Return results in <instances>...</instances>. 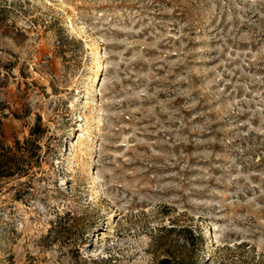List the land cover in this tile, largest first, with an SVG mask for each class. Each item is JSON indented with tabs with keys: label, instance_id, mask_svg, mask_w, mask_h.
<instances>
[{
	"label": "rangeland",
	"instance_id": "obj_1",
	"mask_svg": "<svg viewBox=\"0 0 264 264\" xmlns=\"http://www.w3.org/2000/svg\"><path fill=\"white\" fill-rule=\"evenodd\" d=\"M0 100V264H264V0H0Z\"/></svg>",
	"mask_w": 264,
	"mask_h": 264
},
{
	"label": "trees",
	"instance_id": "obj_2",
	"mask_svg": "<svg viewBox=\"0 0 264 264\" xmlns=\"http://www.w3.org/2000/svg\"><path fill=\"white\" fill-rule=\"evenodd\" d=\"M6 116L5 105L0 100V181L15 177H31L35 167H39L41 154L39 138L45 133L40 118L37 117L31 126L29 135L22 141L16 139L13 145H7L3 140V121ZM178 228V229H177ZM165 229L161 227L160 231ZM168 233L177 232L178 240L175 245L165 249V255L160 257L156 264H200L198 259L199 249L194 248V236L188 226H170L165 229ZM176 236V235H175ZM200 237V235H197ZM180 240V241H179ZM228 264H235L230 261Z\"/></svg>",
	"mask_w": 264,
	"mask_h": 264
}]
</instances>
